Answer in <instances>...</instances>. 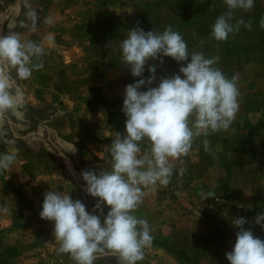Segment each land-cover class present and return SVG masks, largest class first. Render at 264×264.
<instances>
[{
	"label": "rangeland",
	"instance_id": "374dc122",
	"mask_svg": "<svg viewBox=\"0 0 264 264\" xmlns=\"http://www.w3.org/2000/svg\"><path fill=\"white\" fill-rule=\"evenodd\" d=\"M225 11L223 0H0V35L17 33L23 40L41 43L46 52L42 57L46 76L41 79L50 74L52 81L43 88L58 93L52 104L39 108L30 107L19 95V102L0 115V153L3 140L16 135L19 143L32 142L26 150L35 157L29 180L21 168L0 172V209H9L0 211V220H6L0 228V264H74L68 254L58 252L52 222L39 216L49 190L80 199L90 213L102 212V220L106 216V207L95 209L97 198L86 192L81 172L108 169L105 156L111 139L124 130V89L139 78L121 63L119 43L137 22L146 32H162L171 25L182 34L190 53L218 57L215 67L228 78L238 77L240 107L234 122L227 130L195 139L182 157L184 174L179 175L180 167L167 186L157 184L156 201L145 208L150 220L173 211L187 218L186 235L177 240L156 237L153 244L173 245L183 264H228L225 253L232 250L236 232L231 222L236 217L252 221L264 212V29L259 26L264 0H255L251 10L234 13L233 22L251 21V30L241 26L227 41H217L212 25ZM49 16L54 19L51 25L45 23ZM163 60L162 65L148 62L157 64L153 87L181 66L170 57ZM5 66L0 61V77ZM148 75L146 65L144 77ZM10 80L15 97L18 84L14 77ZM247 113L251 118H244ZM257 126L261 130L252 137ZM204 139L209 141L208 150ZM45 146L62 155L58 163L47 164L41 157ZM47 168L56 173L44 175ZM201 191H215V196L202 200ZM138 209L133 214L140 218ZM252 229L264 240V230L254 224ZM154 256L161 264L173 263L167 254L144 250V259L137 264H148L145 260ZM95 264L118 260L109 254L99 256Z\"/></svg>",
	"mask_w": 264,
	"mask_h": 264
},
{
	"label": "clouds",
	"instance_id": "9594fccd",
	"mask_svg": "<svg viewBox=\"0 0 264 264\" xmlns=\"http://www.w3.org/2000/svg\"><path fill=\"white\" fill-rule=\"evenodd\" d=\"M227 11L212 25V36L227 41L241 26L251 30L243 19L233 22L236 10L248 11L255 0H223ZM34 15V14H33ZM45 23L51 25L49 16ZM264 29V17L259 22ZM48 41H52L51 35ZM120 59L132 77L139 78L126 85L121 112L126 117L123 132L116 131L108 147L106 170L88 169L81 172L86 192L96 199L90 213L80 199L70 194L47 191L39 216L52 222V235L59 244L58 252L68 254L74 264H95L99 256L113 255L118 264H137L144 259V250L152 245L151 226L146 219L133 213L143 203L145 190L157 184L167 186L174 175L172 161L183 163L195 139L227 130L239 111L238 77L231 78L215 67L219 58L189 52L182 34L167 25L162 32L144 31L137 25L128 29L119 43ZM46 54L41 43L23 40L17 33L0 35V61L16 70L27 80L33 71L44 67ZM170 57L181 66L178 73L160 77L157 86V64ZM39 61L34 63L33 59ZM149 75L145 78L146 70ZM146 89V90H142ZM19 102L0 77V115ZM205 150L209 141L203 140ZM16 159L14 152L0 153V172L9 170ZM184 168L178 170L183 175ZM202 200L215 196V191L203 192ZM4 213L8 208L0 209ZM231 224L236 229L232 250L225 253L228 264H264V240L253 233L252 225L264 230V212L252 221L236 217ZM245 225H249L246 229Z\"/></svg>",
	"mask_w": 264,
	"mask_h": 264
},
{
	"label": "crops",
	"instance_id": "0c3cea01",
	"mask_svg": "<svg viewBox=\"0 0 264 264\" xmlns=\"http://www.w3.org/2000/svg\"><path fill=\"white\" fill-rule=\"evenodd\" d=\"M34 63H38L36 61V59H33ZM46 70L45 66L38 70V71H33L32 76L27 79V80H22L20 79L17 74H16V70L14 68H12L11 66H9L6 63L5 69L3 71V77L7 80V87L9 91H14L13 87L11 86V80L10 77L12 76V78L14 77L18 87L15 88V91H17L15 93V96H23L25 101L30 103V107L32 108H39L40 106H44L47 104H52L54 101V98H57V92L54 93V91L52 89H44L43 85H48L50 86L51 84V79L48 78V76H50V74H48L47 76V80L42 78V74L45 75V73H43ZM46 76V75H45ZM47 86V88H48ZM262 112H264V108H261ZM248 111V110H247ZM251 113H247L246 116L244 117L245 119L247 118H251L250 117ZM44 130H48V126L46 124H43V126H41ZM41 128V129H42ZM261 130V129H259ZM258 130V131H259ZM257 131V132H258ZM5 138V137H3ZM14 138H17L16 135L10 136V138H5L3 141L4 143L2 144V150L3 153H7V152H14L16 155V159L14 161V163L12 164V173L18 172L19 169L21 168V173H26L28 175V180L30 177V168H31V164L34 160V156L29 154V151L26 150L27 146H29L30 144L32 145V142H22L19 143L18 140H14ZM29 139V138H27ZM46 140H49V136L46 137ZM46 141V142H47ZM1 142V141H0ZM46 147V146H45ZM30 150V148H29ZM42 155L41 157L44 159H46L47 164L51 163H58L59 160L62 158V155L59 154L58 152H53V149H50L48 147L45 148V151H41ZM203 158V156H202ZM48 159V160H47ZM183 160V158H182ZM178 162V163H177ZM175 165V169H179L180 167H182L185 163H180L179 161H175V163H173ZM198 162L194 164V168H193V172L198 173ZM4 172V171H3ZM5 172H9V170H6ZM42 172V171H41ZM55 171L53 170H48V168L46 169V171L42 172L44 175H51L53 174ZM56 173V172H55ZM21 185H23V187H27V185L25 186L24 183H21ZM158 185L154 186L151 188V190H145V196L143 198V203L138 207L139 211V217L142 219H146L149 223V225L151 226V235L153 238L156 237H167V239H170V237L174 240L179 239L180 237H182V235H186L187 233V227H186V223H187V218L186 216H184L183 214L178 215L175 211L173 212H169L170 214L167 216H163V215H159L156 216L157 219H147L146 218V209L145 208H149L150 203H152V201H156V190H157ZM151 192V194H150ZM153 197V200H152ZM155 197V198H154ZM6 220H0V228L5 224ZM170 236V237H169ZM173 245H161V244H153L152 241V245L148 248L145 249V251H149V253H155V254H167L169 255V259L171 258V264H183L181 259L177 258L178 252L174 249L175 247H172ZM173 257V258H172ZM148 261V264H161L160 259H156L155 256L152 258H147L145 260V262ZM147 264V263H145Z\"/></svg>",
	"mask_w": 264,
	"mask_h": 264
},
{
	"label": "trees",
	"instance_id": "16d2710c",
	"mask_svg": "<svg viewBox=\"0 0 264 264\" xmlns=\"http://www.w3.org/2000/svg\"><path fill=\"white\" fill-rule=\"evenodd\" d=\"M255 129H256V130L254 131L252 137H254V136L256 135V132H257V130L259 129V126H257ZM246 138H248V137H246Z\"/></svg>",
	"mask_w": 264,
	"mask_h": 264
}]
</instances>
